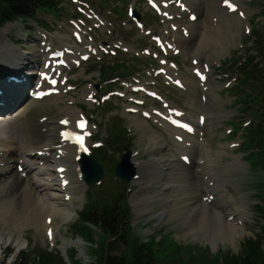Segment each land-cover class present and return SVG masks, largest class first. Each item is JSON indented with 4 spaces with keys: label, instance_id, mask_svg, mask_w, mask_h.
I'll return each mask as SVG.
<instances>
[{
    "label": "rangeland",
    "instance_id": "rangeland-1",
    "mask_svg": "<svg viewBox=\"0 0 264 264\" xmlns=\"http://www.w3.org/2000/svg\"><path fill=\"white\" fill-rule=\"evenodd\" d=\"M57 2L56 10L35 17L40 22L18 21L0 28L8 25L6 39L14 44L22 55H19L22 62L18 66L21 67L22 63L27 64V60L23 59L24 53L28 54L32 50H38V55L29 54L32 59L39 56L38 63L34 66L35 71L40 70L43 57L49 51L53 52V55L62 51L67 54L70 47H76L80 52L86 51V54L81 57L74 56L75 63L68 65L62 61V57L57 58L61 69L58 82L52 86L62 84L65 93L60 102L54 103L50 97L33 99L30 88L35 83L36 78L33 76L30 79L28 95L12 108L8 106L10 109L7 108L4 112L8 110L9 112L5 114H11L22 102L26 104L28 99L34 101L24 111L22 117L11 121L14 128L22 132L18 130L17 147L25 146L28 153L31 149H39L50 143L58 145L59 131L66 129L61 119L67 112L73 111L77 115L79 111L76 110H80L93 129L90 135H85L88 155L103 168L104 173L98 184L86 186L83 182L82 189L76 197L74 196L77 200L73 202L76 215H71L68 223L60 222L57 216L53 217L52 223L57 229L53 239L49 238V230L46 232L45 226L41 224L45 218L42 212L35 210V215L31 214L25 203L23 205L18 201V197L13 198L11 202L0 201V236L12 238V243L0 251V264L30 263L42 250L53 253L57 251L64 261L63 263L57 260L58 264H71L74 259L82 264L96 261L107 239L96 229L81 227L78 224V215L84 209H99L104 204L112 203L123 209L122 212L128 209L130 239L135 242H151L155 246L160 264H219L229 256L240 255L245 240L255 237L264 227L263 216L257 209L258 206L264 207V168L247 159L246 151L249 145L246 143L248 140L246 136L249 127L255 125L253 111L257 96L254 95L255 88L241 79L234 63L246 54L257 57L256 62L261 57V61L264 62V48H259V53L253 48V37L257 36L256 33H260V40L264 38V0L239 1L245 10L247 25L238 29L231 28L237 37L219 58L209 57L207 47L199 50L200 57L193 58L190 55L192 50L190 45L184 53L169 50L165 52V49L160 47L157 37L171 41V35H166L165 31L168 23L163 14L146 0H57ZM136 16L139 19H136ZM218 20L220 24L228 26L221 15H218ZM220 24L213 29H210L209 24L205 39L208 40V34L216 36L214 32H218ZM201 25L206 26V20L202 21ZM224 35V32L217 34L219 37ZM42 45L47 47L43 48ZM0 57H10L6 48L0 47ZM214 60L220 62L215 63ZM198 66L200 69L208 67L209 72L203 74L204 81L206 79L212 83L213 98L216 101L210 110L212 121H209V126L200 127V131L195 132L196 135L202 134L206 150L218 154L213 166V175L216 176L212 177L211 181L214 184L211 187L215 186L218 194L221 192L223 197L240 208L241 216L244 218L243 233L237 237L234 234L236 239L233 243L219 241L215 247L210 244L209 238L219 231L221 225L213 213L209 217L211 225H207V222L198 223L201 211L191 216H183L182 213H186L185 206L175 201V199L183 201L184 195H188L191 190L182 189L180 180H184V177L180 174H183L186 168L181 166L180 156L168 163L169 171L160 173L158 167L160 164L154 159L157 155L153 152L154 144L135 126V121H139V117L145 119L150 130L160 135L158 139L165 143L164 149H168V144L174 152L176 149L170 135L163 127L154 123L150 116L156 111L163 113L167 109L175 108H181L187 115H192L187 106L189 101L187 92L170 80L167 74L172 70L182 79H189L192 76L195 83H203L204 81H198L201 73ZM27 71L19 73L26 75ZM7 72L12 73L9 65H0V74H5L4 80L14 81L13 76L6 75ZM146 83L150 89L148 87V92L143 93L141 86ZM24 90L25 95L26 89ZM197 91L198 103H212L211 97H202L200 88ZM151 94L155 96L152 97ZM88 95L91 97L88 98ZM126 107L132 109L131 114ZM137 109L142 113H136ZM196 114L199 116L201 112L196 111ZM198 122L202 126L201 122ZM171 123L176 124L173 121ZM7 126L5 127L9 129ZM88 129L90 130L89 127ZM197 149L195 145L190 146L195 158H198ZM126 150L132 153L131 162L146 163L144 165L146 168L143 166L142 173L140 172V183L126 184L114 176V168L122 155L128 152ZM163 154L164 158L168 155ZM233 157L239 158L243 167L238 173L229 170ZM23 158L21 155L20 159ZM186 167L191 168L190 163ZM194 167L195 161L192 169ZM21 169L23 168L14 166L10 174L19 173ZM77 169L79 172L78 162ZM46 170L50 169L46 167ZM70 170H73L71 177L76 179L74 168L70 167ZM218 174L221 177H218ZM34 175L35 173L21 175V180L27 184L31 182L28 188L43 203L46 195L41 189H34L33 183L37 180ZM7 177L8 175L3 180ZM148 177L153 178V184L144 187L141 184L147 181ZM77 178L79 179V174ZM219 178L223 181L219 182ZM222 188H226L228 193L224 194ZM6 189L3 186L0 195L1 193L5 195ZM147 197L153 198L142 202V206L136 202L138 208L133 205V201L144 200ZM167 198L170 203L165 202ZM208 205L210 207H207L212 209V205L209 203ZM46 215L48 216V213ZM189 228H200L208 239L204 240L197 234L185 236ZM120 252L118 249L117 253Z\"/></svg>",
    "mask_w": 264,
    "mask_h": 264
},
{
    "label": "bare ground",
    "instance_id": "bare-ground-1",
    "mask_svg": "<svg viewBox=\"0 0 264 264\" xmlns=\"http://www.w3.org/2000/svg\"><path fill=\"white\" fill-rule=\"evenodd\" d=\"M146 1L149 5L156 7V9H158V11L163 14V18L168 23L165 31L166 35H171V41L167 40L166 38L157 37V41L159 42L160 47L165 49V52L169 50L170 52L184 53L187 52L186 49L188 45H190L192 47L190 55L193 58L200 57L201 55L199 54V50L205 47H207V53L209 57L219 58V56H221L222 53L227 50V46L233 44L234 39L237 37V34L231 31V28L235 27L238 29L240 26L242 27L244 25H247L245 10L240 5V0H228L229 3L234 5V11L225 6V0ZM218 15H221L223 17L228 26L220 24ZM192 18L194 20H192ZM204 20H206L207 22L206 26L201 25V22ZM209 24H211L210 29L216 28L218 24L220 25L218 26V32H214L216 36L208 34L207 40V38L205 39V35L208 33L207 26H209ZM7 27L8 25L0 29V47L6 48L8 53H10V57L0 58V65H9L12 73L7 72L6 75L16 77V79L15 81H6L4 80L5 74H0V189L3 188V186L4 189L7 188L5 195L1 193L0 201L11 202L13 198L18 197V201H20V203L22 202L21 204L23 205L25 203L31 214H34L37 211L42 212L43 217L45 218L41 222V224L45 226L46 232L48 230L49 232H51V237L49 236V238L53 239V236L57 230L54 223H52L53 217L57 216L61 220L60 222L63 221V223H68L71 219V215H76V210L73 207V202L74 200L77 201L75 199V197L77 196L76 194L83 187V182L77 178V175L79 174L77 169V160L81 156V153L79 152V147L73 143L72 136L84 135L85 137V135H90L93 132V129L90 127L86 118L82 115L80 110H76L79 111L77 115L73 111L67 113L65 112L66 114L61 120L67 121L66 124L63 123V126H65L66 129H61L60 131H63V134L66 135L61 134L59 131L58 145L50 143L43 147H40L39 149H31V151H29L28 153H26L27 149L25 146H22L20 148L17 147V143L19 142V129L16 127L14 128V125H12L11 121L16 118L22 117L24 111L29 106H31L34 101L28 99V102L26 104H23L15 112L11 114L5 113H7L10 108H12L14 105L20 102V100H23L28 95L30 79L33 78V76L36 78L35 83L30 86L32 90L31 94L34 95L36 93H40V98L50 97V99H52L51 101H53L54 103H58L62 100V96L65 93V90L62 87L61 83L57 84L55 87L52 86L53 80L55 82H58L59 71L61 69L58 62L59 59L51 56L53 52L49 51L46 53V55H44V60L43 63H41L40 70L38 69L37 71H35L34 69V66L38 63L39 56L36 59H32V57L29 55L32 53L38 55V50H32L28 54L24 53L25 58L23 59L27 60V64L22 63L21 67L18 66L20 62H22L19 59V55H22L19 53L20 51L11 48L12 46L7 41L5 36ZM219 32H224L225 35L219 37L217 36ZM4 44H7L8 46H5ZM44 44L45 43H43V45ZM43 45V48L47 47H44ZM88 48L92 49V47L90 46H88ZM69 50L70 52L67 54H65L64 51L61 52L62 61L66 63V65L75 63L74 56L77 55L78 57H81L82 55L86 54V51L80 52V49H77L76 47H70ZM214 61L215 63L220 62L218 60ZM199 67L200 66H198V68ZM33 69L35 72L33 71ZM163 70L164 73L167 74L166 70ZM199 70L201 71L200 75L209 72L208 67H206V69L199 68ZM19 71H27L26 75H23L24 80L17 79L22 75V73H19ZM169 73L170 74H167L168 78L179 84V86L187 92L189 100L187 106L190 108L192 115H187L181 108H175L172 110L167 109L163 113L156 111L154 115L150 113V117L153 119L154 123L163 127V129L170 135V140L172 141L176 150L173 152L168 144V149L165 150L163 145L165 143L158 139L160 138V135L150 130V127L147 125V121L145 119L139 117V121H135V126L137 129H139V131L143 132V134L149 138L150 142L154 144L155 151L153 152L157 153V155L154 156V159L156 160L155 162H158V164H160L158 166L160 168V173L166 172L169 169L168 163L173 161L178 155L180 156V164L181 166L186 168V170L182 172L183 174H180L181 177H184V180H180L182 182V189H191L187 193L188 195H184L183 201L175 199L177 203L183 204V206H185L184 210L186 213H182V215L191 216L195 212L201 211L197 222H207V225H209V217L213 213L214 217H216L220 222L221 228H217L220 233L218 231L211 238H209L211 240L210 244L212 246L214 245L215 247L217 242L219 241L233 243L236 237L243 233L244 229V218L241 216V209L235 207L231 200L223 197L220 194V191V193L218 194L215 186L211 187L214 184V182L211 181L212 177L216 176L213 175V166L218 154H212L211 152H209V150H206V147L204 148L205 142L202 139V134H195L197 130L200 131V127L207 128L210 124L209 121H212V114L210 113V110L212 106L216 104V101L213 98L214 96L213 87L211 85L212 83H209L206 79L203 83H195L194 81H192V76L189 79H182L172 70H169ZM199 76L198 81H200ZM141 87L143 93L148 92V83L142 85ZM199 88L202 91V97L208 96L212 98L211 104H208L207 102L198 103L197 89ZM24 89H26L25 95ZM89 97L91 96L88 95V98ZM7 108L8 110L4 112ZM126 108H129L128 112L129 114H131L132 109H130V107ZM196 111H200L201 115L198 116L196 114ZM135 112H138L140 114L142 113V111L138 109L135 110ZM193 114H195V118L193 117ZM185 118H187L188 120ZM172 121H175L176 124L172 125ZM198 121L201 122L202 126ZM81 123L83 124V127H80ZM5 126L9 127V129ZM88 127L90 128V130L88 129ZM146 127L149 129L147 130ZM20 131L21 130H19V132ZM188 133L190 134V136H188ZM84 143L85 149L89 154L87 141L85 139ZM191 145H195L196 149L198 148V158H195V155L191 151L192 149L190 150ZM219 150L222 151V149ZM161 153H165L168 155L166 156V158H164V154L161 155ZM217 153H219V151ZM159 154L161 156L156 158ZM21 155L24 156L23 159H20ZM193 161H195L194 169H192ZM184 162H186L187 164ZM131 163L136 169L137 175L136 179H134L132 183H140V172L142 171V167L146 163ZM189 163L191 165V168L186 167ZM14 166H18L20 168L22 167L23 169H21L19 173L10 174ZM46 167H48L50 170H46ZM70 167L74 168L76 179H73L71 177V173L73 170H70ZM188 169H190V171H188ZM229 170L237 173L243 170V167L239 162V158L233 157L232 165L230 166ZM29 173H35L34 176L37 177V180L33 183L34 189H41L42 192H44L46 195V199H44L45 201L43 200V203H41L35 193H33L30 188H28L31 182L27 184L25 183V181L21 180V175L28 176ZM167 174H169V172H167ZM7 175L8 177L3 180V178ZM219 175L220 174H218V177H221V175ZM220 181H223L222 178H219V182ZM152 184L153 178L148 177V180L144 181L141 185L147 187L152 186ZM194 187H197V189H195ZM222 190L224 194L228 193L226 188H222ZM152 198L153 197H147L144 200L141 199L139 201H133V205H135L136 202H138V205H141L142 202L149 201ZM168 199L169 198L166 199V203H170V200ZM208 203L212 205V209L208 208L210 207ZM135 206L136 208H138L137 205ZM213 211H215L216 214ZM47 213L48 216L46 215ZM36 226L38 229V225ZM202 232L200 228H189L185 232V236L197 234V236H200L204 240H206L205 238L208 239V237L205 236L206 233L202 234ZM234 234H236V237L234 236ZM10 243H12L11 237L4 238L0 236V251L3 247L7 246Z\"/></svg>",
    "mask_w": 264,
    "mask_h": 264
},
{
    "label": "trees",
    "instance_id": "trees-1",
    "mask_svg": "<svg viewBox=\"0 0 264 264\" xmlns=\"http://www.w3.org/2000/svg\"><path fill=\"white\" fill-rule=\"evenodd\" d=\"M57 0H0V28L6 23L21 21L27 23L40 22L35 17L38 14L50 13L56 10ZM44 24V23H43ZM41 28V26H39ZM253 38V48L259 53L264 48V38L260 40V33ZM257 56L256 52L253 51ZM257 58V57H256ZM253 55L246 54L234 63L241 79L255 88L257 96L255 109V125L249 127L247 159L255 161L257 166L264 168V62L261 57L258 62ZM246 82H243L246 84ZM128 151V150H126ZM258 211L264 219V207L258 206ZM115 203L104 204L101 208L84 209L78 215V224L90 230L96 229L107 239L103 244L96 261L84 264H160L156 257L155 246L151 242L142 243L132 241L128 234V209L122 212ZM122 212V213H121ZM264 227L259 234L245 240L243 252L238 256H229L219 264H264ZM120 249V254L117 250ZM63 258L58 252L42 250L30 263L24 264H58ZM71 264H82L78 260Z\"/></svg>",
    "mask_w": 264,
    "mask_h": 264
},
{
    "label": "water",
    "instance_id": "water-1",
    "mask_svg": "<svg viewBox=\"0 0 264 264\" xmlns=\"http://www.w3.org/2000/svg\"><path fill=\"white\" fill-rule=\"evenodd\" d=\"M136 19H139V17L136 16ZM4 45L8 46L7 44ZM10 45L12 46L11 48L17 50L16 46H14V44H12L11 42ZM23 75L24 74L22 73L21 77L17 79L24 80ZM24 103L25 102H22L20 105H18L12 111V113L15 112L18 108H20ZM131 158L132 153L130 151L124 153L120 161L114 168V176L126 184H131L132 181L137 177L136 169L130 161ZM77 162L79 165V179L84 182L86 186L98 184L101 181L104 171L103 168L94 159L84 153L79 157Z\"/></svg>",
    "mask_w": 264,
    "mask_h": 264
},
{
    "label": "snow or ice",
    "instance_id": "snow-or-ice-1",
    "mask_svg": "<svg viewBox=\"0 0 264 264\" xmlns=\"http://www.w3.org/2000/svg\"><path fill=\"white\" fill-rule=\"evenodd\" d=\"M225 4L226 6L230 9V10H235V7L233 4L229 3L228 0H225ZM199 75V73H197ZM201 79H203V77H201ZM52 83L54 84L55 81L53 80ZM178 114V113H177ZM62 123H67V121H62ZM173 123H175V121H173ZM80 127H83V124L81 123ZM191 130V129H189ZM66 135V134H63ZM76 141L80 144L81 148H83V137L82 136H77L76 137ZM86 151V149H84ZM49 236L51 237V232H49Z\"/></svg>",
    "mask_w": 264,
    "mask_h": 264
},
{
    "label": "flooded vegetation",
    "instance_id": "flooded-vegetation-1",
    "mask_svg": "<svg viewBox=\"0 0 264 264\" xmlns=\"http://www.w3.org/2000/svg\"><path fill=\"white\" fill-rule=\"evenodd\" d=\"M16 22H18V21H16ZM16 22H14V23H16ZM6 24H13V23H6ZM6 24H5V25H6Z\"/></svg>",
    "mask_w": 264,
    "mask_h": 264
}]
</instances>
